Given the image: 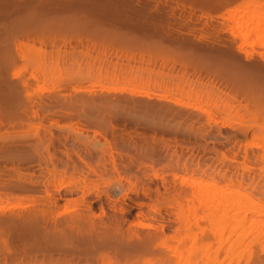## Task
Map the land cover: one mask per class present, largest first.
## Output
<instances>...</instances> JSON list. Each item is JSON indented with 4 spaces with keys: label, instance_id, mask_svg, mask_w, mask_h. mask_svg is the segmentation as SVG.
I'll list each match as a JSON object with an SVG mask.
<instances>
[{
    "label": "rangeland",
    "instance_id": "1",
    "mask_svg": "<svg viewBox=\"0 0 264 264\" xmlns=\"http://www.w3.org/2000/svg\"><path fill=\"white\" fill-rule=\"evenodd\" d=\"M74 1L0 0V218L45 206L39 197L49 183L54 196L62 182L87 176L91 192L122 186V229L135 244L133 235L150 234L151 244L121 254L109 245L86 251L82 240L60 244L0 226V264H264V210L247 202L264 209V115L254 114L261 101L234 79L250 68L246 52L261 73L264 61L259 47L239 51L224 19L243 0ZM164 32L180 42L170 44ZM76 136L99 147L90 153ZM102 151L107 164L114 156L116 171L88 159ZM186 179L209 184L208 194L201 198L181 184ZM73 199H53V215L72 214ZM245 201L258 213L243 211Z\"/></svg>",
    "mask_w": 264,
    "mask_h": 264
},
{
    "label": "bare ground",
    "instance_id": "2",
    "mask_svg": "<svg viewBox=\"0 0 264 264\" xmlns=\"http://www.w3.org/2000/svg\"><path fill=\"white\" fill-rule=\"evenodd\" d=\"M66 1V0H65ZM98 1V0H97ZM128 1V0H127ZM212 1V0H211ZM223 1V0H222ZM225 1V0H224ZM229 1V0H228ZM6 2V1H5ZM17 2V1H16ZM74 2H80L81 1H74ZM85 2V1H84ZM160 2V1H159ZM203 2V1H202ZM207 2V1H206ZM211 3V2H210ZM214 3V2H213ZM220 3V2H219ZM225 3V2H224ZM7 4V3H6ZM162 4V3H161ZM198 4V3H197ZM222 4V3H220ZM91 5V4H90ZM93 5V4H92ZM153 5V4H152ZM25 6V5H24ZM34 6V5H33ZM77 6V5H76ZM76 6H73V7H76ZM58 7V6H57ZM72 7V6H71ZM80 7V6H79ZM101 7V5H100ZM104 7V6H103ZM153 7V6H152ZM159 7V6H158ZM227 7V6H226ZM60 8V7H59ZM193 8V7H192ZM228 8V7H227ZM103 9V8H102ZM156 10L159 11V9L156 7L155 8ZM104 10V9H103ZM195 10V9H194ZM193 10V11H194ZM106 11V10H105ZM157 12V11H156ZM16 13V11H15ZM158 13V12H157ZM156 13V14H157ZM161 13V12H160ZM10 14V13H9ZM173 14V13H172ZM158 15V14H157ZM164 15H165V12H164ZM171 15V14H170ZM226 15V14H225ZM160 17H162V15L159 14ZM224 16V14H223ZM165 17V16H163ZM166 17H168V14L166 15ZM205 17V16H204ZM112 18V17H111ZM169 19H171V17H168ZM172 18L174 19V16L172 15ZM176 18V16H175ZM226 18V19H225ZM146 19V18H145ZM168 19V20H169ZM177 19V18H176ZM224 19L225 20H228L232 23V29H233V35L235 36V38H237L239 41H240V46L238 47L239 51H242V47L247 45L249 47H252V48H257L259 47L260 50L258 51L262 61H264V0H243L242 3L239 5V7H234L233 10L229 11L228 14L226 15V17L224 16ZM212 20V19H211ZM144 21V20H143ZM146 22H148L147 20H145ZM199 21H201V19H199ZM198 21V22H199ZM61 22V21H60ZM162 22V21H161ZM167 23V22H166ZM196 23V21H195ZM207 25V22H205ZM148 24V23H146ZM145 24L146 26V29L147 28H150V27H147V25ZM158 24V22L156 23ZM155 24V26H156ZM224 24V23H223ZM52 25V24H51ZM130 25V24H129ZM150 24H148L149 26ZM49 26V25H48ZM47 26V27H48ZM153 26V24H152ZM154 26V27H155ZM214 26V25H213ZM221 26V25H220ZM81 27V26H80ZM136 27V26H135ZM142 27H143V24H142ZM160 27V25H159ZM164 27V26H163ZM162 27V28H163ZM181 27V26H180ZM223 27V26H221ZM75 28V27H74ZM157 28V26H156ZM161 28V27H160ZM161 28V29H162ZM169 28V27H168ZM211 28V27H210ZM165 29V28H163ZM221 29V28H220ZM151 30V29H149ZM170 30V28H169ZM167 30V31H169ZM173 30V28H172ZM175 30V29H174ZM195 30V29H194ZM222 30V29H221ZM220 30V31H221ZM45 31V29H44ZM55 31V30H54ZM153 31V30H152ZM163 31V30H162ZM165 31V30H164ZM171 31V30H170ZM178 31V30H177ZM180 31V30H179ZM6 32V31H5ZM95 32V31H94ZM108 32V31H107ZM149 32V31H148ZM151 32V31H150ZM161 32V30H160ZM96 33V32H95ZM113 33V32H111ZM119 33V32H118ZM145 33V32H144ZM163 33V32H162ZM162 33H157V35H162L164 36V34L166 32H164V34ZM171 32H169L170 34ZM177 33V32H176ZM108 34V33H107ZM169 34H165L166 35V38L168 36L171 37V35ZM195 34V33H194ZM114 35V34H113ZM117 35V34H116ZM128 35V33H127ZM154 35V34H153ZM168 35V36H167ZM175 35V34H174ZM108 37V36H107ZM113 37V36H112ZM115 37V36H114ZM134 39V37H132ZM148 38V37H147ZM168 38V42H170V44L172 45H177L176 43L180 42V38H179V41L174 38L170 39ZM30 39V38H29ZM115 39H117V37H115ZM160 39V38H159ZM174 39V40H173ZM112 40V39H111ZM175 41V43L173 41ZM183 40V39H182ZM185 40V39H184ZM192 40V39H191ZM199 40V39H198ZM39 41V40H38ZM49 41V40H48ZM51 41V40H50ZM121 41V40H120ZM177 41V42H176ZM190 41V39H189ZM195 41V40H194ZM229 41V40H228ZM60 42V41H59ZM58 42V43H59ZM167 42V43H168ZM196 42V41H195ZM201 42V41H200ZM231 42V40L229 41ZM162 43V42H161ZM33 44V43H32ZM199 44V43H198ZM231 43H229L230 45ZM145 45V44H144ZM181 45V44H180ZM197 45V44H196ZM196 45H194L195 47H197ZM226 45V44H225ZM224 45V46H225ZM33 46V45H32ZM168 46V44H167ZM202 45H200L201 47ZM204 46V45H203ZM209 46V45H208ZM232 45H230L229 47H231ZM44 47V46H43ZM226 47V46H225ZM190 48V47H189ZM219 48V47H218ZM228 48V46H227ZM12 49V48H11ZM208 49V48H207ZM220 50V49H218ZM177 51V50H176ZM200 51V50H199ZM199 51H197L199 53ZM222 51V50H221ZM12 52V51H11ZM205 52V50H204ZM197 55V53H196ZM198 56V55H197ZM24 58V57H23ZM22 58V59H23ZM245 60L248 62L247 64H249L250 68L248 69H245L244 71L241 72V74L238 76V73L236 71V73H233L236 74L238 76V78H236V76L234 77V79H236L238 82H235L238 84V86L240 87V90L241 92L246 95V96H252L254 97L256 100H260L261 101V105L262 107H259L258 109H255V112L254 114H257V113H260L261 115H264V73H261L260 71H257L256 70V67L251 65L249 61L252 60L253 58V52H246L245 53ZM225 60L227 59L226 56L224 58ZM222 59V61H225ZM227 61V60H226ZM231 61L230 59L228 60V62ZM233 61V60H232ZM231 63V62H229ZM233 63V62H232ZM235 64V63H234ZM238 64V63H237ZM230 65V64H229ZM233 65V64H231ZM230 65V66H231ZM243 65V64H242ZM8 66H10L8 64ZM238 68L237 70L240 71L239 69V66L236 65ZM248 66V65H247ZM255 67V68H252ZM240 67H241V64H240ZM227 68V66H226ZM232 68V67H230ZM236 68V67H235ZM243 68V67H242ZM228 70V68H227ZM264 70V69H262ZM235 72V71H234ZM236 80H233V81H236ZM13 81V80H12ZM11 82V81H10ZM17 84V83H16ZM14 86V85H13ZM236 86V87H238ZM27 88V87H26ZM76 91V90H75ZM83 94V93H82ZM29 96V95H28ZM107 99V98H106ZM104 100V103L105 101L107 100ZM102 100V99H101ZM100 101V100H99ZM82 102V101H81ZM91 103L93 101H90ZM98 102V100L96 101ZM103 102V101H102ZM99 103V102H98ZM74 105V103H73ZM95 104L92 103V106H94ZM102 105V103L100 104ZM145 105V104H144ZM148 105V104H147ZM71 106V105H70ZM98 106V105H97ZM119 106V105H118ZM142 106V105H141ZM182 106V105H181ZM72 107V106H71ZM70 108V107H69ZM98 108V107H97ZM120 108V106H119ZM143 108V107H142ZM154 108L156 109L155 111L157 112H160V113H169L170 116L171 114L175 115L176 111L172 110V109H169V108H166L164 106H160V105H156V107L154 106ZM117 109V108H116ZM152 110V109H151ZM104 112V111H103ZM106 112V111H105ZM81 115V114H80ZM173 115V116H174ZM92 118V117H91ZM190 118V117H189ZM95 120H97V118L95 117ZM94 120V121H95ZM93 121V120H92ZM198 122V121H197ZM145 125V124H144ZM264 134V133H262ZM82 136V135H81ZM83 137V136H82ZM79 138V139H78ZM262 138H264V135H262ZM64 140V139H63ZM74 140H79V144L82 145V147H85L87 148V150L90 152V150H94L95 148H98L99 147V142L98 141H95V139H93L92 141L88 142L87 139H80V137H77L74 139ZM69 141L66 139V142ZM71 141L73 142V140L71 139ZM62 142H65V141H62ZM84 142H87L84 143ZM64 144V143H62ZM65 145V144H64ZM81 147V148H82ZM257 148V146H256ZM12 150V149H11ZM87 151V152H88ZM14 153V152H13ZM91 153V152H90ZM89 153V154H90ZM101 154L99 153H95V155L92 157H88L91 158V161L93 160L95 163L99 162L101 164H96L97 166H100V167H113L112 169H114V171H116V167H117V164H116V161H115V158L114 156L111 154L110 155V158L108 159V161L111 159V163L112 164H107V160L104 159V154H105V151H102L100 152ZM40 159V158H39ZM38 159V160H39ZM87 159V160H88ZM90 160H88L89 162ZM106 162V163H105ZM86 163V162H85ZM68 165V164H65V166ZM91 165L92 164H82V167L83 168H91ZM178 165V164H176ZM63 166V168L65 167ZM72 167V170L75 169V167L71 164L70 165ZM127 166H129L127 164ZM182 166L185 168L187 166V164H182ZM192 167H195V169H198L200 170V167L198 165L196 166H193L191 165ZM67 167V170L69 169V165L66 166ZM109 167V168H110ZM189 167V166H188ZM62 168V169H63ZM61 169V170H62ZM71 169V168H70ZM210 169V168H208ZM65 172L67 170H65V168L63 169ZM89 170V169H88ZM92 170V169H91ZM105 170V169H104ZM55 171V170H54ZM64 171H62L64 173ZM75 171V170H74ZM118 171V170H117ZM221 171H224V172H220L217 171V173L220 175L222 174L223 176L226 175V173L228 172L227 170H221ZM60 172V171H59ZM61 172V173H62ZM69 172V171H68ZM155 172V171H154ZM62 173V174H63ZM82 173V172H80ZM29 174V173H28ZM54 174V173H53ZM57 174V173H56ZM83 174H84V171H83ZM58 176H60V174H57ZM66 175V174H65ZM80 175V174H79ZM21 176V175H20ZM55 176V175H54ZM86 176V175H85ZM84 176V177H85ZM156 177V175H154ZM80 177H83L82 174L80 175ZM79 177V178H80ZM233 176H230L229 178H231V180L233 179L232 178ZM172 181L174 180V182H176V177H172ZM20 179V178H19ZM18 179V180H19ZM86 179H87V176H86ZM86 179L84 178V180L82 181H77L75 183H72L66 187H64V183L62 182V184L58 185V194H53L54 196H52V194L48 193L49 190L48 189V185H50V183L47 185V188L45 190V196H40L39 199L41 198H45L47 200L46 205L47 207L45 206H42V208H37L36 209H29L30 211L26 212V214L24 215H16L14 214L12 217H11V220H5L0 218V226L1 227H7V228H10V227H21L19 229H22V231H27L31 234H43L42 237L46 238V241L48 239L51 240V242L53 241H57L58 240V243L61 242V239H66L67 240H75L76 241H83L84 244L82 245L83 247H79V248H83V249H86V251L90 248H94L95 250L97 251H100L102 249H104V247H106L107 245L110 246V249L111 251L113 252H116V253H125V251H131L132 248H135V249H138V248H143V247H146L148 248L149 245L151 244V236L147 235L148 237L147 238H141L139 237V235H133V239L134 241L136 242V244L134 242H132L130 239V231H126L124 233L125 230H123L122 228V223L124 224V220L122 222V214L120 213L121 211V206L120 204H124V205H127L126 204V201L123 200V198L120 196V191L123 189H121L122 186H119L120 187V191H119V187H114V188H111V190L107 189V188H103V189H100V190H96V191H93L91 192V190L88 188V184L86 183ZM176 179V180H175ZM23 180V179H22ZM22 180H19V182L21 183ZM230 180V179H229ZM228 180V181H229ZM48 179H46L45 182H47ZM181 184L186 186V184L188 185H191V186H194L196 187V190L199 194V196H201V198H203L204 196H206V194H208L209 192V188H211V186L209 184H202L200 182H196V181H192V180H187L184 182V180H181ZM38 182V181H37ZM40 182V181H39ZM44 182V181H43ZM35 185H36V182H34ZM200 183V184H199ZM234 182L231 181L230 184L231 185H235L233 184ZM23 184V183H22ZM47 184V183H46ZM41 185V183L39 184ZM45 185V184H44ZM44 185H42L44 187ZM38 186V185H36ZM14 187L16 188H19L16 186V184L14 185ZM24 186L22 185L21 188H23ZM62 187H64L66 190H67V196H66V193L64 195H62L61 193V190H62ZM45 188V187H44ZM69 188V190H68ZM64 189V190H65ZM149 189V188H148ZM148 189H146L145 191H148ZM48 191V192H47ZM208 191V192H207ZM211 191V190H210ZM35 192V190L33 191ZM63 192V191H62ZM70 192V194H68ZM151 192V190H150ZM30 193V192H29ZM64 193V192H63ZM78 193H80V195L78 197H75L73 199V196L75 195H78ZM132 193V191H131ZM220 193H223V191L219 192L218 195L220 196V198L222 200H224L223 197H226V196H223V194H220ZM39 194V193H38ZM37 194V195H38ZM151 194V193H150ZM69 195L71 197H69ZM13 196V195H12ZM56 196V197H55ZM141 196V195H140ZM139 197V196H138ZM36 198V197H35ZM32 199V197L30 198ZM53 199L59 201V200H65L67 199L68 200H72L73 199V202L77 203V207L75 209V211H72L73 213L72 214H68L66 213L65 215V211L64 212V217L63 215L62 216H58L57 215H53V210H55V206L54 204L56 203V201H54ZM52 200V201H50ZM66 201V202H67ZM239 201V200H238ZM247 201V200H246ZM246 201L244 202V207H242L241 204L240 207H238L239 205L237 206H234L236 208H234L235 211H238V208H239V211L242 210L243 208V211L245 209V211L248 213H250V211L253 209V208H257L258 210L257 211H262L264 209H260L259 210V206L256 205L255 203L253 202H248V205L251 204L252 207H249L248 205L245 207L246 205ZM209 202H212L211 200ZM65 203V202H64ZM71 203V202H70ZM208 202H206L207 204ZM129 204V203H128ZM223 204H225V202H223ZM255 204V206H254ZM54 206V207H53ZM73 206V205H72ZM225 206V205H224ZM74 207V206H73ZM138 207V206H137ZM242 207V208H241ZM247 207H249L247 209ZM67 209V208H66ZM123 209V208H122ZM241 209V210H240ZM247 209V210H246ZM249 210V211H248ZM27 211V210H26ZM21 212V211H20ZM123 212V211H122ZM245 212V218H246V221H247V214ZM252 213H258V212H255L254 209L251 211ZM71 213V212H69ZM236 213V212H235ZM251 213V214H252ZM224 214L225 215V219L227 218L228 219V211H224ZM237 214V213H236ZM236 214H234L233 216H237ZM13 218V219H12ZM250 220V219H248ZM167 222V221H165ZM164 222V223H165ZM245 222V221H244ZM252 222V221H250ZM137 225L139 223H136ZM166 224V223H165ZM164 224V225H165ZM136 225V226H137ZM163 225V224H162ZM163 225V226H164ZM135 226V225H134ZM139 228H141L142 226V229H144L145 227L148 229V230H152L154 231L155 228L153 227V229L150 227H147V225L143 226L141 224L138 225ZM137 226V227H138ZM162 227V226H161ZM118 229L122 230L121 233L120 232H116L118 231ZM163 229V228H162ZM205 230H203V232L205 233ZM16 231V230H15ZM21 231V232H22ZM28 233V234H29ZM30 234L31 238H33V236ZM154 234V233H153ZM152 234V236H153ZM24 235V234H23ZM27 235V234H26ZM155 235V234H154ZM156 236V235H155ZM36 237V236H35ZM195 237H197V235H195ZM8 238V237H7ZM41 238V237H40ZM154 239V238H153ZM6 240V239H5ZM19 240V239H18ZM45 241V240H44ZM49 241V240H48ZM60 241V242H59ZM50 242V241H49ZM73 242V241H72ZM57 243V242H56ZM62 243H64L62 241ZM71 243V242H69ZM61 244V243H60ZM78 244V243H77ZM72 245V244H71ZM62 246V245H61ZM81 246V245H80ZM100 247V249H99ZM44 248V247H43ZM52 249V248H51ZM127 249V250H126ZM130 249V250H129ZM140 250V249H139ZM134 251V250H133ZM142 251V250H141ZM39 253V252H38ZM179 255V254H178ZM66 256V255H65ZM177 256V255H176ZM182 255H179V257H181ZM35 257V256H34ZM166 257V256H165ZM65 259V258H63ZM57 260V259H56ZM60 262V261H59ZM59 264V263H58Z\"/></svg>",
    "mask_w": 264,
    "mask_h": 264
}]
</instances>
